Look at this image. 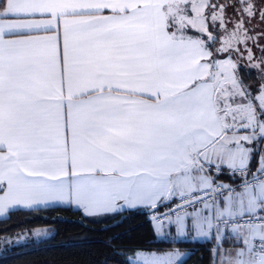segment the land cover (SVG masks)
I'll return each instance as SVG.
<instances>
[{"label":"snow or ice","instance_id":"snow-or-ice-1","mask_svg":"<svg viewBox=\"0 0 264 264\" xmlns=\"http://www.w3.org/2000/svg\"><path fill=\"white\" fill-rule=\"evenodd\" d=\"M257 17L264 25V0H0V217L176 199L165 218L179 237L215 240L213 264H264ZM241 44L260 70L255 95L232 58Z\"/></svg>","mask_w":264,"mask_h":264},{"label":"trees","instance_id":"trees-1","mask_svg":"<svg viewBox=\"0 0 264 264\" xmlns=\"http://www.w3.org/2000/svg\"><path fill=\"white\" fill-rule=\"evenodd\" d=\"M238 72L246 85L256 87V72L243 66ZM257 160L258 155L252 161L253 167ZM166 207L161 204L155 210ZM150 212L130 210L90 218L69 207L12 211L0 220V241L39 228L50 232L41 240L3 247L0 264H130L129 257L137 251L165 252L175 248L189 252L181 264H212L211 241L159 239L149 219Z\"/></svg>","mask_w":264,"mask_h":264},{"label":"rangeland","instance_id":"rangeland-1","mask_svg":"<svg viewBox=\"0 0 264 264\" xmlns=\"http://www.w3.org/2000/svg\"><path fill=\"white\" fill-rule=\"evenodd\" d=\"M258 20H259V18L257 17V19L255 21H253V23L256 25V27L254 29L251 26H249L250 27V33H249L250 35L255 36L257 32L264 31V25H260L258 23ZM258 43L261 46H264V39H259L258 38ZM244 47L245 46L243 44L240 45V49L243 52V58H240L238 53H233V57L232 58H233V60H237L238 61L239 67L243 66L247 70H253L254 72H256V74L259 77V79L257 81V84L255 85L256 87H253L252 85H250L251 86L250 90L254 91L255 90L254 88H256V90H258L259 84H260V70L257 69V68H254V67H249V61L247 60L248 53L246 51H244ZM247 47L252 49L253 55L256 58V61L258 62L260 57H261L260 48L257 47L256 43L251 41V40H249L247 42ZM256 90H255V92H253V95L256 94ZM263 144H264V142H263ZM153 211H155V209L151 210V212H153ZM151 221H152V224H153V226L155 228L156 226L154 225L153 219H151ZM168 223H169V221H162L159 224V230L164 228V226H166V224H168ZM37 230H40L38 235L36 234ZM49 232L50 231L47 228H39V229L33 230L32 232H21V233L17 234L13 238H4V239H2L0 241V252H1L2 248L5 247V246H11V245H15V244H23V243H25L27 241H30V240H41V239H44V238H46L49 235ZM161 235H163V237H165L167 234L166 233H163V234L161 233ZM21 237H23V238L21 239ZM182 239H183V237L177 236V240L171 239L169 241L174 240V242H180ZM174 250H178V251H181V253H185V252H183L185 250L182 251V250H179L177 248H175ZM171 251H173V249ZM137 252L155 253L156 255L162 256L165 253L170 252V251H165V252L137 251ZM135 254L131 257L132 259L129 260L130 264H137L136 259H135ZM186 258H187V254L185 253V255L181 257V260L178 262V264H181L182 261L184 259H186Z\"/></svg>","mask_w":264,"mask_h":264},{"label":"crops","instance_id":"crops-1","mask_svg":"<svg viewBox=\"0 0 264 264\" xmlns=\"http://www.w3.org/2000/svg\"><path fill=\"white\" fill-rule=\"evenodd\" d=\"M264 141H261L260 143V147H264V144H263ZM259 158V157H258ZM253 167V165H252ZM256 167V166H255ZM255 167H253V170H255ZM176 201V199H173L172 201L170 202H167V206L173 204L174 202ZM119 203H122V202H119ZM161 204H158V206H160ZM53 207H68V206H63V205H49L47 207L45 206H37L33 209H30V210H41V209H47V208H53ZM70 208V207H69ZM73 209V208H71ZM15 210H29V209H13V210H10V212L12 211H15ZM75 210V209H73ZM130 210H154L152 208H147V207H144V206H137V207H134V208H129V207H124L123 209H118L117 211L115 212H111V213H107V214H103V215H98V216H86V217H90V218H97V217H102V216H105V215H111V214H115V213H121V212H125V211H130ZM78 211V210H77ZM9 212V213H10ZM81 212V211H80ZM82 213V212H81ZM83 214V213H82ZM8 215V214H7ZM7 215L3 216V217H0V220L4 219L7 217ZM186 223L190 226V219L188 221H186ZM155 232H156V235L159 239H162V240H171V239H174V240H177V232H176V226L175 224H166V226H164V228L160 229L159 230V233L157 232V228L155 227ZM161 233H166L167 235L165 237H163V235H161ZM193 236V233H189L187 236H184L183 239L181 241L183 242H199V243H202V242H206L207 240H204V239H193L192 238ZM172 240V241H174ZM212 247H213V244H215V240H212ZM231 241L229 239H225L224 240V243H223V247L225 249L229 248L231 246ZM212 249V248H211ZM174 250V249H173ZM180 250V249H179ZM183 251V250H182ZM181 252V251H180ZM187 254V256L189 255V252L188 251H183ZM217 259V262H218V257L216 258ZM212 264H213V261H212Z\"/></svg>","mask_w":264,"mask_h":264},{"label":"built area","instance_id":"built-area-1","mask_svg":"<svg viewBox=\"0 0 264 264\" xmlns=\"http://www.w3.org/2000/svg\"><path fill=\"white\" fill-rule=\"evenodd\" d=\"M179 203L178 200H176L173 204H171L170 206L164 208L163 210H155L153 212L150 213L149 215V219H152L153 215H156L158 217V219L162 222V221H168L167 218H165L164 214L167 213L169 211V209L171 208H175L176 204ZM189 211H191V209L189 208ZM171 215L174 218L175 213H171Z\"/></svg>","mask_w":264,"mask_h":264}]
</instances>
